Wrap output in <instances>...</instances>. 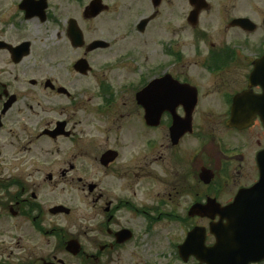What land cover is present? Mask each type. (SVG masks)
Segmentation results:
<instances>
[{
  "label": "flooded vegetation",
  "instance_id": "1",
  "mask_svg": "<svg viewBox=\"0 0 264 264\" xmlns=\"http://www.w3.org/2000/svg\"><path fill=\"white\" fill-rule=\"evenodd\" d=\"M91 1L0 0V146L5 145L12 131L25 125L42 127L38 138L56 141L74 137L71 113L81 108V98L87 96L84 79L92 72L88 56L109 50L117 43L116 38L105 37L87 41L83 24L108 13L120 19L122 11L121 0H100L105 10L88 18L85 12ZM263 2L256 0L252 8L256 10ZM149 3L150 11L146 13L145 5L134 23L126 27L122 39L135 34L143 36L149 27L154 30L160 27L163 35V16H167L163 5L173 7V16L179 17V24L167 21L166 25L177 31V39L188 34L190 48L184 49V37L172 42L169 47L172 63L159 76L170 75L182 88L167 83L165 87H170L171 92L164 91L160 124L152 127L145 123L144 108L136 99L152 78L133 86L129 77L135 75H123L127 84L117 90L113 81L105 78L106 74L95 75L97 96L103 102L96 112L105 115L110 131L118 133V137L120 133L130 135L131 142L97 153L100 176L96 183L83 176L87 175L86 170L78 177L95 206L93 214L81 217L79 224L66 221L56 225L55 217L70 220L73 210L63 204H45L38 195L48 187L44 180L28 179L20 171L8 176L0 161V264H215L208 249L216 242L211 225L218 224L220 218L190 215V211L210 200L227 206L240 190L251 187L259 178L257 155L264 148L260 119L255 117L248 127L228 125V120L233 98L248 89L253 63L264 53V16L261 21L257 11L250 13L248 0H149ZM73 23L82 34L81 46L72 42ZM258 31L254 39L252 34ZM95 40L108 45L88 51V45ZM39 43L44 47L42 61L49 65L50 71L36 73L34 66L27 73L24 61ZM161 45L163 57V37ZM79 60L87 61L90 67L87 72L82 73L75 66ZM190 60H195L199 72L177 70V65L185 66ZM119 63L122 64L118 59L114 62ZM67 64L65 73L60 71ZM236 66L240 70H235ZM252 90L256 94L262 92L259 86ZM195 93L196 103L189 114ZM175 122L180 126L188 122L190 130L179 137L172 135ZM158 127L163 129L164 142L159 158L154 161L161 159L164 180L161 198L152 203L135 186L146 168L138 165L122 170L124 165L117 167L116 162L129 146L126 167L137 159L151 157L148 131ZM46 131L57 134L52 136L53 132L50 135ZM11 137L14 139L15 135ZM18 138L16 135L15 139ZM108 151L115 152L113 159L104 157ZM182 156L184 163L178 164ZM74 169L70 164L60 175L64 177ZM52 174L45 173L50 182ZM58 206L65 209L54 210ZM163 220L177 225L178 238L170 252L163 249ZM193 230H197L193 250L180 253L179 247ZM169 233L172 232H164L166 238ZM200 236L204 237L203 248ZM9 238L18 248L14 256L8 251ZM248 264H264V260Z\"/></svg>",
  "mask_w": 264,
  "mask_h": 264
},
{
  "label": "rangeland",
  "instance_id": "2",
  "mask_svg": "<svg viewBox=\"0 0 264 264\" xmlns=\"http://www.w3.org/2000/svg\"><path fill=\"white\" fill-rule=\"evenodd\" d=\"M259 2L262 0H258ZM256 0H248V11L255 14L256 11L263 21L264 16V2L259 3V7L254 10L253 4ZM148 6L146 13L150 11L149 0H121V17L117 19L113 13H108L94 18L87 24H83L85 30L86 39L90 41L95 38L105 37L107 40L117 39V43L113 45L109 50L95 51L90 53L88 60L92 66V72L85 78L84 83L87 85V96L84 99L81 98V108L75 109L71 114L73 115L74 125V137L65 139L60 138L56 141H51L45 137H39L41 128H34L32 125H25L21 129L12 131L10 134L19 136L16 140L11 136H7L5 145L0 146V161L3 168L7 169L8 176L11 174H17L22 172L24 177L28 179L36 180L38 182H46L48 187L39 193V199L43 200L47 205L63 204L70 207L73 210V215L70 220L62 216H57L54 219V223L64 224H79L81 217H86L93 214L94 203L87 192V189L83 188V183L78 182V177L83 175V171H88L87 175H83L89 182H97V173L100 169L98 160L95 159L97 153L108 147L115 145L123 146L130 145V135H121L113 133V130H109L105 115L96 112V110L103 105L102 99L97 96V85L95 84V75L106 74L105 78L112 80L113 88L119 90V86L127 84L126 80L122 78L123 75H135L130 76V85L136 86L147 81L154 76L160 75L169 65L172 63L170 56L172 51L169 47L173 46L172 42L179 41L184 37L186 43L184 49L190 48L187 46L189 39L188 34L181 35L177 39V31H173L172 27L166 25L167 21H172L175 24H179V17L173 16V7L163 5V10L166 11L167 16H163V35L162 29L154 30L149 27L147 33L143 36L132 35L122 39L126 27L134 23L138 18L142 8ZM261 12V14H260ZM254 16V15H253ZM257 14L255 15V17ZM177 17V18H176ZM259 19V20H260ZM115 20V21H112ZM176 26V25H175ZM262 25H260V29ZM259 29V30H260ZM157 32V33H156ZM156 33V34H155ZM259 35L257 33L252 34V37L256 39ZM163 37V57L161 54L162 45L161 39ZM49 41L46 42V44ZM35 46L32 55L28 57L23 64L24 70L30 73L29 70L32 67H42L37 69L34 67V72L38 73L39 70H43L42 73L50 71L49 65L44 64L41 55L44 47L41 43ZM175 50V48H172ZM177 49V48H176ZM115 54L120 55L119 58L115 57ZM76 55L72 53V58ZM122 62V64H114L116 60ZM163 59V61H162ZM180 65V64H179ZM177 70L196 73L197 65L195 60L187 61L185 66H179ZM63 66V65H62ZM67 64L60 71L65 73ZM173 70V69H172ZM176 70V69H175ZM235 70H240L239 66H236ZM202 74V72L200 71ZM140 76V77H139ZM127 78V77H126ZM109 80V81H110ZM118 80V81H117ZM117 81V83H116ZM79 83V82H77ZM76 83V84H77ZM83 97V96H82ZM212 100V98H211ZM210 100V101H211ZM84 101V102H83ZM42 116V115H41ZM73 126V125H72ZM72 128V127H71ZM148 137L152 142L151 157H146L145 160L137 159L132 162L129 167H126V159L129 156L130 146L126 148L124 154L117 160L116 166L121 167L122 170H128L142 165L146 168V172L143 176L137 179L135 184L136 191H141V196H149L152 203H156L161 198L162 189V173H161V159H157L159 155L160 146L162 141L164 142V135L162 128L151 129L148 131ZM163 137V139H162ZM190 141V139L185 140ZM185 156H182L178 164L184 163ZM74 165L75 169L70 173H67L64 177L60 175V171L68 170L69 165ZM178 167V165H177ZM166 169L163 166V177L165 176ZM53 173L52 181H48L45 177V173ZM30 174V176H28ZM37 176V178L35 177ZM100 176V174H99ZM164 187V186H163ZM176 212H181L176 210ZM72 229L76 228L71 226ZM164 232H172L167 235ZM177 225L170 220L167 222L163 220V249L168 252L172 249L174 240L178 237ZM174 233V234H173ZM30 236V235H26ZM170 238V239H168ZM167 239V240H166ZM8 251L16 255L18 248L14 241L8 239Z\"/></svg>",
  "mask_w": 264,
  "mask_h": 264
},
{
  "label": "water",
  "instance_id": "3",
  "mask_svg": "<svg viewBox=\"0 0 264 264\" xmlns=\"http://www.w3.org/2000/svg\"><path fill=\"white\" fill-rule=\"evenodd\" d=\"M105 8L106 6L101 4L100 0H93L86 8L85 16L94 18ZM71 36L74 46L83 44L82 34L75 23L72 24ZM107 45L104 41L95 40L88 45V51ZM75 66L82 73L87 72L90 68L86 60H79ZM248 82V89L233 99L228 124L231 126H249L253 118L258 116L264 127V54L253 63ZM167 83L180 89L183 86L173 80L170 75H164L152 79L137 93L136 99L138 104L144 108V119L147 125L156 126L159 124L163 113L164 91L167 90L168 94L171 92L170 87H165ZM254 86H260L262 92L254 94L251 90ZM195 103L196 93L192 99L189 114ZM243 108L249 111L242 113ZM187 125L188 122L184 126L175 122L171 128V134H176L177 137L181 136L190 130ZM51 132L46 131L44 133L52 136L57 134L54 131ZM107 156L113 159L115 152L108 151L104 157ZM257 164L259 168L258 181L252 187L239 191L229 205L221 207L215 200H210L206 205H195L190 211V215L212 218L219 216L220 218L218 224L211 225V232L214 234L216 242L214 246L208 249V251H212L215 264H248L264 259V149L257 155ZM62 209L65 208L58 206L54 210ZM196 234L197 230L188 233L186 240L179 247L180 253L193 250ZM199 243L200 248H203V236L199 237Z\"/></svg>",
  "mask_w": 264,
  "mask_h": 264
}]
</instances>
